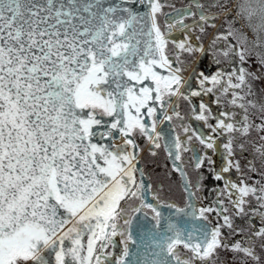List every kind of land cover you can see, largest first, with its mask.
Returning <instances> with one entry per match:
<instances>
[{
    "label": "snow or ice",
    "instance_id": "6c2138e0",
    "mask_svg": "<svg viewBox=\"0 0 264 264\" xmlns=\"http://www.w3.org/2000/svg\"><path fill=\"white\" fill-rule=\"evenodd\" d=\"M0 264H264V0H0Z\"/></svg>",
    "mask_w": 264,
    "mask_h": 264
},
{
    "label": "flooded vegetation",
    "instance_id": "af4514ba",
    "mask_svg": "<svg viewBox=\"0 0 264 264\" xmlns=\"http://www.w3.org/2000/svg\"><path fill=\"white\" fill-rule=\"evenodd\" d=\"M175 3L177 4V6H180L189 3V0H175ZM180 31L181 29L177 28L174 34H178ZM204 42L205 44H207L208 39H205ZM202 66H210V61L207 57L204 59ZM117 143H119V141H117ZM245 155H248V153H245ZM141 157L144 161L145 170L150 172L154 177L156 173L163 172L164 165H168L169 167L171 165V161L166 157V154L162 150L159 151L158 155L152 157L147 153V149L145 146V152L141 153ZM214 159L216 160L217 166H219L221 163L220 155L215 154ZM173 179L174 181H178L179 179L178 174L173 173Z\"/></svg>",
    "mask_w": 264,
    "mask_h": 264
}]
</instances>
